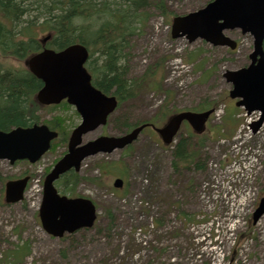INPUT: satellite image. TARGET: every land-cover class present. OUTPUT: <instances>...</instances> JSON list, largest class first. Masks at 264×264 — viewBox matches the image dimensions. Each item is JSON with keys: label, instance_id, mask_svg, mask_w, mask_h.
<instances>
[{"label": "rangeland", "instance_id": "1", "mask_svg": "<svg viewBox=\"0 0 264 264\" xmlns=\"http://www.w3.org/2000/svg\"><path fill=\"white\" fill-rule=\"evenodd\" d=\"M163 1L172 15L164 18L154 9L148 11L146 26L133 37L129 51V78H138L164 58L161 91L145 87L136 99L115 111L107 125L84 140L120 136L118 120L133 124L151 120L168 95L167 108L177 112H200V104L217 101V112L204 134L207 140L200 156L204 169H172L170 152L162 151L159 137L146 130L131 149L97 155L82 163L80 177L93 182L82 180L75 193L96 203L98 221L90 230L54 239L40 227L37 197L31 195L37 190L36 180L66 151V143L34 166L0 162V264H217L218 251L223 255L220 264H264V214L255 225L251 221L264 198V124L257 133L252 132L259 113L246 115L242 109L236 110L235 101L228 96L231 86L223 79L225 71L248 64L252 38L237 31L227 33L239 44L233 54L203 41L189 45L185 39L171 40L162 31L165 25L209 0ZM36 14H28L21 23L25 20L38 26L33 22ZM39 28L35 29L36 39L47 35ZM0 63L23 66L22 61L0 59ZM182 64L187 67L182 69ZM71 110L44 109L36 115L40 123L67 117L71 131L80 122ZM185 130L182 126L180 132ZM101 163L110 164L111 170L101 173ZM26 173L32 180L24 202L5 205L4 183ZM115 178L124 181L117 192L112 190ZM140 201L152 209H144ZM199 216L203 218L197 221ZM151 221V233L135 234L137 229L151 226ZM191 226H195L193 231ZM23 248L27 249L21 251Z\"/></svg>", "mask_w": 264, "mask_h": 264}, {"label": "water", "instance_id": "2", "mask_svg": "<svg viewBox=\"0 0 264 264\" xmlns=\"http://www.w3.org/2000/svg\"><path fill=\"white\" fill-rule=\"evenodd\" d=\"M232 30L248 33L253 38L250 64L237 71H227L224 79L232 85L229 96L237 100L236 107L243 108L247 114L260 112V119L251 126L255 133L264 122V0H213L195 12L175 17L171 24V37L185 38L190 44L203 40L214 47L233 50L236 43L224 35V32ZM87 59V50L73 45L59 52L44 50L26 62L30 73L42 82V88L36 95L37 102L49 106L66 100L81 117V123L69 137L66 154L43 182L38 217L42 229L53 238L89 230L96 220V208L90 200L60 196L54 182L72 169L78 172L80 163L87 157L110 154L133 144L145 128L143 125L121 136H101L83 143V137L106 125L107 118L117 108L115 97H108L91 86L90 76L84 68ZM211 113L212 110L204 113L181 112L172 116L162 128L154 130L163 144L169 145L183 122L194 133L201 134ZM55 138L57 134L45 125L0 131V161H8L10 165L18 161L34 164L49 150ZM27 182V177L8 181L4 191L5 203L21 201ZM113 187L120 189L122 181L117 179ZM263 214L264 199H261L252 216L253 224Z\"/></svg>", "mask_w": 264, "mask_h": 264}, {"label": "trees", "instance_id": "3", "mask_svg": "<svg viewBox=\"0 0 264 264\" xmlns=\"http://www.w3.org/2000/svg\"><path fill=\"white\" fill-rule=\"evenodd\" d=\"M151 9L164 18L172 15L163 0H0V59L24 61L43 48L60 51L75 44L82 45L89 54L87 70L93 86L105 95L115 96L119 111L125 102L136 99L145 87L157 92L162 88L164 58L149 66L138 78H129L130 43L134 36L142 33ZM32 12L37 13L33 22L37 21L40 28L29 21L21 23L22 18ZM36 28L50 36L46 44L42 45L40 41L44 37L36 39ZM41 87V82L24 66L13 68L0 63V130L37 124L39 117L36 113L44 109L68 108L65 104L51 108L38 105L35 94ZM169 99L168 95L165 104L149 121L133 124L118 120L121 135L142 124L163 125L169 117L178 113L167 108ZM217 106V101L205 102L197 110L206 111ZM69 121L67 117L56 116L46 123L59 134L52 144L53 151L58 145L66 143L70 132ZM185 128L187 131L180 133L169 149L171 167L175 171L203 170L200 156L207 138L205 135L195 136ZM193 138L195 142H192ZM159 146L161 150L168 149ZM110 166L101 163V173L109 172ZM82 180L93 182L70 171L60 178L57 188L63 195L76 197V189Z\"/></svg>", "mask_w": 264, "mask_h": 264}]
</instances>
